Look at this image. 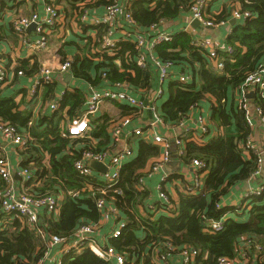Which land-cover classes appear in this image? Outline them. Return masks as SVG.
<instances>
[{
  "label": "trees",
  "instance_id": "obj_1",
  "mask_svg": "<svg viewBox=\"0 0 264 264\" xmlns=\"http://www.w3.org/2000/svg\"><path fill=\"white\" fill-rule=\"evenodd\" d=\"M18 1L24 0H7L2 5L18 4ZM43 1L60 6L77 20L81 8L101 10L115 0ZM233 2L240 13H249L250 17L231 26L225 38V46L231 49V53L224 49L217 50V58L223 63L219 73L214 70L215 65L208 59L207 52L199 46L201 39H195L186 32H177L170 36L169 41L154 47L159 62L172 66L166 86L167 99L159 108L163 122L175 127L193 107L207 101L210 111L204 136L210 140L198 143L191 134L184 137L183 166L189 167L195 160L204 164V168L197 171L201 184L194 195L188 190V181L182 175L169 176L167 181L178 179L184 189L176 191V200L171 199L170 207L153 204L154 213L147 208L148 191H137L135 186L140 178L151 172L152 161L159 156V148L149 141L139 140L135 158L119 173V193L110 191L103 197L114 205L118 216L126 223L120 236L109 240L117 253L123 254L126 264H156L153 260L157 252L166 253L169 264H173L175 252H166L167 243L175 248L195 249L198 252L195 264H218L220 258L229 259L234 264H264V251L255 253L251 244L240 247L238 243L239 239L244 238L264 248V184L258 195L244 198L237 208L221 205L234 187L258 178L252 176L257 170V156L252 152L245 156L242 152L247 139L252 136V128L247 126L243 114L237 110L232 93L264 64V0ZM193 3L194 0H131L127 10L138 29L148 35L147 31L152 25H156V29L151 33H159L162 22L180 20ZM210 16L213 24L228 19L225 12ZM88 30L94 31V38L86 34ZM81 31L85 35L82 37L85 43L77 46V54L72 57L70 68L75 79L85 81L95 89L104 87L105 82L127 83L134 88L144 85L145 90L151 89L152 82L147 70L141 69L135 62L133 40L117 35L111 47L103 48L106 26L92 25L81 28ZM73 44H64L63 48ZM66 59V55H63L61 61ZM17 69L27 74L39 71L36 63L30 71L24 66ZM173 69L190 75V81L180 83L178 79L170 80ZM103 73L105 79L102 78ZM52 92L53 88L49 87L46 96L49 100L52 99ZM84 101L81 92L66 91L58 109L49 116L37 118L35 128H31L28 126L31 115L20 110L22 101L16 102L0 89V119L14 126L19 133H29L34 138V143L29 142L20 152V167L32 173L23 188L35 197H59L58 213L56 216L50 215L52 223L47 228L38 223V227L63 241H69L81 225L94 224L100 219L95 199L102 196L92 198L89 192L82 191L85 179L74 171L73 163L81 158L83 152L107 148L110 119L101 116L89 123L91 132L87 137L97 140L96 145L86 138L61 136V123L66 119L71 120ZM256 101L254 104L260 105L264 115V105ZM115 104L119 105L122 115L137 113L135 108ZM77 145L79 148H76ZM4 187L0 178V192ZM162 188H165L164 184ZM72 192H78V196L70 198ZM158 210L162 214L156 218ZM228 212L246 215V220L238 222L226 219ZM221 219L224 220L220 232L204 231L209 222ZM45 250L43 243L36 241L25 220L15 214L0 218V264H38ZM240 252H245L246 257H240ZM237 260L240 262H235ZM60 264L107 263L88 250H80L63 255Z\"/></svg>",
  "mask_w": 264,
  "mask_h": 264
},
{
  "label": "built area",
  "instance_id": "obj_2",
  "mask_svg": "<svg viewBox=\"0 0 264 264\" xmlns=\"http://www.w3.org/2000/svg\"><path fill=\"white\" fill-rule=\"evenodd\" d=\"M3 1L7 0H0V3ZM125 1L126 2L121 4L119 0H115L114 3L103 8L101 15L94 16L92 18H90L89 10L81 8L79 11L80 23L82 26H85L86 23L90 21V24L94 26H106V33L102 39V47L108 48L112 46L115 36L120 34L118 33L119 31H117L116 22L119 19H122V27L125 29L123 36L133 40L135 45L136 64L141 69L146 70L147 60H152L157 68L159 85H162L168 80L172 66L170 63H160L158 59L153 57V51L156 45L169 41L171 35L159 34L148 38L146 32L138 29L131 13L127 10L131 0ZM210 1L211 0H194V3L188 12L190 22L193 20L198 21L200 25L205 28H211L214 26L213 22L211 20H207L204 14V11ZM43 12V18H40L36 13H30L28 16H17L11 24L12 31L23 37L26 29L31 24H35V30L39 35V39L35 44H30V46L42 51L47 48L49 36L58 28L60 21L62 20L61 11L52 3L44 2ZM249 17V13H240L239 11H234L232 13V18L235 21L244 20ZM220 23L223 24L224 22ZM155 27L156 25L150 26L147 31L148 34L153 32L156 29ZM27 41V39L24 40L25 43ZM199 46L207 52L208 59L215 65L214 70L219 73L223 65L222 60H218L217 58V50L219 48L215 46L210 39L201 40ZM224 51L231 53V49L227 46H225ZM70 68V60H67L58 66L57 70H54L49 66L41 67L28 90L29 96L33 98L41 86L50 84L53 80L55 71L66 73L70 71ZM16 75L18 77H22L23 73L21 71H17ZM6 76L7 71L5 67L0 65V83L5 81ZM102 78H106L105 73L102 74ZM178 80L180 83H187L190 81V75L181 74ZM111 88L103 90H98L97 88L90 89L89 95L84 102L83 112L79 116L71 120L66 119L61 123V136L65 137L68 135L71 138L78 139L86 138L87 140H90L93 145H96L90 137H87V133L90 130L89 119L99 111L103 104H123L137 109V112L144 109L143 102L128 91L126 83L115 82L111 84ZM250 91L254 93V100H257L256 102L264 105V64H262L255 73L249 75L243 84L235 91L236 108L243 114L247 126L253 128V116L256 115L261 122H264V115L260 105L253 104L250 106V100L247 97V94ZM162 93V89L158 88L155 93L154 100L157 101L161 99ZM63 95L64 91L57 94L53 100H51L49 108L52 111L58 109ZM150 110L153 111L154 108L151 107ZM183 120L175 126L176 128L181 129V132L174 140L176 157L180 163L182 162V157L184 156L183 139L186 135L191 134L189 130L184 127ZM132 122L133 119L131 117H124L123 119L111 122L108 128L109 143L107 148L101 151L83 152L81 158L73 163L74 171L79 177L85 179L82 191L86 190L89 192L92 198L96 195L102 196L95 199V206L100 212V219L94 224L81 225L69 241H63L62 239L51 235L38 227L39 219L42 214L56 216L58 213L57 207L59 197L48 195L35 197L27 189L23 188L24 182L30 180L32 173L28 169L20 167L22 162L20 152L26 145L29 144V142L34 143V138H32L29 133H19L14 126L3 122L0 119V139L2 140V142H0V178L5 184L3 191L0 192V218L10 214H15L19 218L25 220L26 224L31 228L36 241L43 243L47 251L51 248L61 247V254L63 256L72 251L88 250L107 264H126V259L123 254L117 253V251L109 244V240L120 236L126 223L118 216L119 212L116 210L114 205L107 202L103 197L110 191L115 194L119 193L117 190L119 173L126 164L135 158L137 144L139 140H144L143 138H146V140L150 139L151 143L160 146L162 152L160 159L153 162L151 172L138 180L135 189L137 191H148L146 204L149 210H153L152 206L155 203L168 207H170L171 203V198L167 194L166 189L162 188V184L165 185L168 175L165 174L159 179V184L154 187L153 191L146 188L144 183L147 178H151L154 173L159 172V170L162 169L164 164L169 162L172 144L155 134L151 137H144V131L141 127L128 129V127L132 125ZM161 122H163V120L160 115H155L153 122L149 124V127L153 128ZM197 124L199 127V134L191 135L194 137L196 142L202 143L200 141V137L207 132V123L202 116H199L197 118ZM3 145H5V147H3ZM8 150H10V152H14L16 158L18 159L17 166L19 168L16 170L15 174L22 180L19 192L14 185L13 165L10 158L6 154ZM242 152L245 156H247L249 152H252L257 156V170L252 176L253 178L258 177L264 157V144L262 147L258 148L251 141V138H248L244 148H242ZM91 161L101 164L106 169V172L102 173L100 171L92 170L89 167V163ZM181 166L184 167L183 163ZM188 168L190 171H194V176L191 177V181L188 183V190L195 195V193H197V188L200 186V176L197 175V171L204 168V164L195 160L191 162V165ZM182 176L184 175L182 174ZM261 188L262 187L258 188L256 191H252L247 195V197H250L253 194L258 195L261 192ZM69 195L70 198H76L78 196V192H72ZM159 212L161 215L162 212ZM157 214L159 213H155V215ZM101 220L106 223L110 222L111 226L107 230L105 236H102L99 240L102 223ZM223 220L224 219L209 222L204 231L208 233L220 232L223 228ZM250 244L254 247L255 253L264 251L262 246L251 241H246V244H243L242 246L245 247ZM165 248L166 252H175L173 260L177 261L178 259V263L176 264H195V259L198 256V252L195 249L190 247L175 248L169 243L165 244ZM165 255L166 253L157 252L153 261L156 264H169V257H166ZM239 256L244 258L246 257V253L240 252ZM55 264H60V260ZM218 264H234V262L226 258H220L218 260Z\"/></svg>",
  "mask_w": 264,
  "mask_h": 264
},
{
  "label": "crops",
  "instance_id": "obj_3",
  "mask_svg": "<svg viewBox=\"0 0 264 264\" xmlns=\"http://www.w3.org/2000/svg\"><path fill=\"white\" fill-rule=\"evenodd\" d=\"M233 1L234 0H211L208 3L206 10L204 11L207 20H209V18L211 17L210 15L218 16L221 12H225L226 15H228V19L222 21L224 22L223 24H214V26H212L211 28H205L200 25L199 28L194 29L190 26V17L189 13H187L183 14L180 20L162 22L158 29L159 33H150L147 35V37H154L157 34L173 35L177 32H186L195 39H210L219 49H224L225 38L231 30L230 22L231 20H234L232 18V13L234 11H238V7ZM119 2L122 4L126 1L119 0ZM43 4V0H24L22 2L18 1V4L6 3L4 5L0 3V65H3L7 71L5 81L3 83H0V89H2L5 93H8L9 96H12L16 102L22 101L20 103V110H25L31 115L30 121L28 122V126L31 128H35V121L37 120V118L44 115L49 116L52 112H54L49 108V103L57 94H60L63 91L64 93L66 91H69V93L73 91H79L83 94L84 99L86 100L87 96L89 95L90 89H95L92 88L89 83L75 79L71 71H68L66 73L55 71L52 82L46 85V87L41 86L36 95L31 98L29 96L28 90L32 85L33 79L37 73L31 72L30 74H27L26 71H21L23 73L22 77H18L16 75V72L18 71L17 68H19V66H24L30 71L31 67L36 63L38 69H40L41 67L49 66L52 69L57 70L58 66H60L65 61H71L72 57L77 54V46L81 47L85 43V41L82 39V37L85 35H82L83 32L81 31V28L85 29L92 26V24H90V21L87 22L85 26H82L80 23V17L75 20L71 18L70 13H65L64 9L58 6L59 10L61 11L62 20L60 21L58 28L49 36L47 48L43 51L38 50L33 46H30V44H35L39 39V35L37 34L36 30L31 32L25 31L23 37L12 31L11 24L14 18H16L17 16H28L30 13H36L40 18H43ZM102 12L103 9L89 10L90 18L99 16L102 14ZM122 26V19H119L116 22L117 31H119L118 33H120L117 34L118 36L123 35L124 33L125 29ZM86 34L91 35L92 38H94V31L88 30ZM25 39L28 40L26 43L24 42ZM70 43L74 44L71 46H64L63 48L64 44ZM63 55H66L67 57L64 62L61 61L63 59ZM153 57L157 59L155 53L153 54ZM146 70L152 82L150 90H145L146 88L144 87V85L134 88L126 83L128 91L131 92L137 99H140L143 102L144 109H142L140 112H137L136 114L122 115L119 105L103 104L100 107L99 111L95 115L90 117L89 123L91 122V120L98 119L101 116H106L108 119H110V122L123 119L124 117H131L133 119V122L132 125L128 127V129H131L133 127H141L144 131V137H151L153 134H155L170 142L172 144V148L170 151L171 157L169 162H177L179 160L176 157L174 140L181 132V129L171 127L169 124H165L164 122L157 124V126L153 128L149 127V124L153 122L154 116L159 115V108L161 104L167 99L166 86L169 81H166L162 85H159L157 68L152 60H147ZM173 70L174 71H172V77L170 80L178 79L182 74L180 72H177L175 69ZM67 75H70V80L66 78ZM49 87L53 88V94L51 95L52 99L50 100L46 97L47 89ZM106 88H111V83L105 82L104 87H100L97 89L103 90ZM158 88H161L163 93L162 98L156 101L154 99L155 93ZM232 98L235 100V92L232 93ZM249 100L250 106H252L254 104V98L249 97ZM151 107L154 108L153 111L150 110ZM83 110L84 104L81 107L77 108V110L75 111V116L73 118L79 116L83 112ZM209 111V102H201L198 106L192 108L191 111H189L188 115L183 120L184 127H186L191 134H196V132H198L199 130L197 118L199 116H202L208 124ZM65 112L66 108L63 110V114H65ZM253 122L254 126L251 130V141L258 148H260L264 144V122H261L256 115L253 116ZM89 125L90 130L87 134L90 135L91 124ZM143 139L146 140V138ZM209 140L210 139L207 136L203 135L200 137V141L202 143L209 142ZM93 141L95 144L97 143V140L93 139ZM146 141L150 142L151 140L149 139ZM0 142H2L1 139ZM3 147H5V145H3ZM157 147L159 148V156L157 157V159H155V161L160 159L162 152L161 147ZM6 154L10 158L13 165V178L15 182L14 185L19 192L22 180L19 177H15L16 170L19 168L17 166L18 159L16 158L14 152H10V150H8ZM155 161L153 160L152 163ZM181 165L182 162L180 163L178 168L170 169L169 167L166 168L164 164L159 172L154 173L151 178H147L145 180V187L150 191H153L154 187L159 184V179L165 174L168 175V177L171 175L181 176L183 174L185 181H188L189 183L191 181V177L194 176V171L192 172L188 167L185 168ZM262 184H264V157L258 178L234 187L221 202V205L223 207H239L244 198H246L247 195L252 191H256L258 188H260ZM164 187L169 197L173 200H176V191L184 189V186L180 184V181L178 179L170 182L166 181ZM141 212L143 211L141 210ZM158 216H160V212L159 214H157L156 218ZM246 217V215L238 216L234 213L228 212L226 219H232L239 222L245 221ZM52 221L53 220L51 216L43 214L39 219V223L42 224V226L45 228H47L48 225L52 223ZM110 226V222L101 223L99 240L100 238H102V236H105ZM238 243L241 247L243 244H246V239L241 238L239 239ZM60 248L61 247H57L51 248L48 251L46 250L41 260H39V264H55L56 262H58L62 257ZM236 262L239 263L240 261L237 260ZM176 263H178V259L177 261L175 260L173 264ZM240 264H244V262H241Z\"/></svg>",
  "mask_w": 264,
  "mask_h": 264
},
{
  "label": "water",
  "instance_id": "obj_4",
  "mask_svg": "<svg viewBox=\"0 0 264 264\" xmlns=\"http://www.w3.org/2000/svg\"><path fill=\"white\" fill-rule=\"evenodd\" d=\"M234 24H235V20H231L230 25L233 26ZM190 26H191L192 28L196 29V28H199V27H200V23H199L198 21L193 20V21L190 22ZM35 28H36V25H35V24H31V25L26 29V31H27V32H31V31H34ZM66 78H67L68 80H70L71 77H70V75H67ZM247 97H248V98H249V97H250V98H251V97L254 98V93H253L252 91L248 92ZM179 165H180V162H179V161H177V162H175V161H171V162L166 163V164H165V167H166V168L169 167V168L171 169V168H178ZM89 167H90L92 170H94V171H100V172H102V173L106 172V169H105L101 164L96 163V162H93V161H91V162L89 163ZM15 177L17 178L16 175H15Z\"/></svg>",
  "mask_w": 264,
  "mask_h": 264
},
{
  "label": "rangeland",
  "instance_id": "obj_5",
  "mask_svg": "<svg viewBox=\"0 0 264 264\" xmlns=\"http://www.w3.org/2000/svg\"><path fill=\"white\" fill-rule=\"evenodd\" d=\"M76 148H79V145H77V147ZM101 222H104L103 220H101Z\"/></svg>",
  "mask_w": 264,
  "mask_h": 264
}]
</instances>
